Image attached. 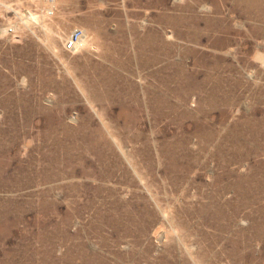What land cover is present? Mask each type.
<instances>
[{"label": "rangeland", "instance_id": "374dc122", "mask_svg": "<svg viewBox=\"0 0 264 264\" xmlns=\"http://www.w3.org/2000/svg\"><path fill=\"white\" fill-rule=\"evenodd\" d=\"M0 264H264V0H0Z\"/></svg>", "mask_w": 264, "mask_h": 264}, {"label": "bare ground", "instance_id": "6f19581e", "mask_svg": "<svg viewBox=\"0 0 264 264\" xmlns=\"http://www.w3.org/2000/svg\"><path fill=\"white\" fill-rule=\"evenodd\" d=\"M77 38V37H76ZM72 38L69 39V41L71 40ZM81 40V39H80Z\"/></svg>", "mask_w": 264, "mask_h": 264}, {"label": "built area", "instance_id": "2783aa9c", "mask_svg": "<svg viewBox=\"0 0 264 264\" xmlns=\"http://www.w3.org/2000/svg\"><path fill=\"white\" fill-rule=\"evenodd\" d=\"M77 37V35H75V38ZM72 44V43H71Z\"/></svg>", "mask_w": 264, "mask_h": 264}]
</instances>
